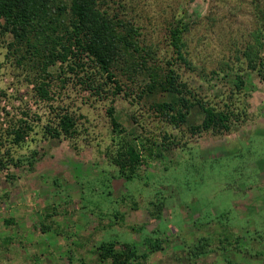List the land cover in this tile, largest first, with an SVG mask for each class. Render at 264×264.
Returning <instances> with one entry per match:
<instances>
[{
	"label": "rangeland",
	"instance_id": "1",
	"mask_svg": "<svg viewBox=\"0 0 264 264\" xmlns=\"http://www.w3.org/2000/svg\"><path fill=\"white\" fill-rule=\"evenodd\" d=\"M133 1L138 13L156 20L147 33L161 49L160 56L167 51L165 22L173 13H182L194 23L186 40L195 69L181 65L182 81L206 99L233 103L241 116L232 120L229 132L191 135L184 126L180 131L160 122L122 93L95 99L68 73L64 85L55 82L52 101H37L22 68L7 58L10 38L0 35V134L21 120L34 129L22 147L12 149L13 157L32 156V163L24 160L14 167L7 162L0 168V212L38 210L31 234L24 231L12 241V248L6 243L0 258L5 257L6 264L13 260V264H101L93 245L133 240L143 252L140 239L155 232L162 249L148 253L142 264H226L217 254L191 262L185 253L187 245L203 236H211L216 246L224 231L218 224L225 223L226 231L243 235L241 252L230 255V261L264 264L257 256L264 254V82L243 60L235 69L244 82L239 92L234 74L224 80L210 73L228 57L235 61L242 43L250 40L255 27L253 0ZM259 1L264 6V0ZM50 71L59 74L57 66ZM200 71L206 76L200 77ZM119 82L125 79L120 77ZM231 90L236 94L228 99ZM49 106L72 112L77 136L43 137L51 117ZM108 107L114 108L117 122L131 137L164 144L161 135L167 131L180 145L163 151L151 146L152 158L141 151L136 178L117 177L107 159L116 150ZM201 118L192 111L189 123L197 124ZM7 147L2 145L1 150ZM48 214L53 215L44 223L51 230L38 232ZM221 214L223 219L215 218ZM207 221L211 222L204 224Z\"/></svg>",
	"mask_w": 264,
	"mask_h": 264
},
{
	"label": "trees",
	"instance_id": "2",
	"mask_svg": "<svg viewBox=\"0 0 264 264\" xmlns=\"http://www.w3.org/2000/svg\"><path fill=\"white\" fill-rule=\"evenodd\" d=\"M252 3L255 27L250 33V40L242 43L243 47L234 56L235 61L228 57L210 72L213 76H222L224 80L234 74L238 92L244 84L241 76L235 73V69L240 67L237 65L240 60L245 61L246 68L264 82V6L259 0ZM135 8L133 0H0V35L10 38L6 44L7 58L22 68L25 81L33 85L37 101H52L57 93L54 91L55 82L64 85L68 81L64 76L68 73L79 81L83 91L95 99H107L122 93L124 98L136 105L142 104L146 112L172 129L181 131L184 126L191 135L229 132L232 120L241 116L234 112L233 103L206 99L182 81L178 70L181 65L190 70L194 68L192 51L186 40L194 23L182 13H173L174 10L171 21L165 22L167 51L160 56L161 49L147 33L148 26H153L156 20L151 22ZM55 66L59 69L57 75L50 71ZM204 75L200 71V77ZM119 76L125 79L122 84ZM236 91L231 90L228 99ZM49 107L51 117L43 127V137L59 139L77 136V122L72 112ZM192 111L202 116L197 124L189 123ZM106 113L116 138L112 140L116 142L115 153L107 154V159L116 168L115 175L125 181L136 178L142 162L141 151H148L147 155L152 158L154 152L151 146L163 151L180 145L179 140L167 131L161 135L164 144L131 137L117 122L113 107H108ZM33 130L29 122L21 120L0 134V139L3 137L0 140V168H4L7 162L14 167L23 164L24 160L32 163V156L13 157L12 149L22 147ZM2 145H8L5 151L1 150ZM154 207L160 210L162 205L155 204ZM52 215L43 218L38 232L51 230L44 219ZM223 217L225 214L215 218ZM218 225L224 230L217 237L218 244L214 246L211 236L197 239L196 243L186 247L188 260L196 262L217 254L226 264H237L230 261V255L241 252L243 235L226 231L228 226L225 223ZM108 226H113V223ZM154 235L155 232L152 235L143 234L140 239L145 249L143 252L133 240H113L93 245V253L101 264H142L148 253L162 249V240ZM257 256L264 263V254Z\"/></svg>",
	"mask_w": 264,
	"mask_h": 264
},
{
	"label": "crops",
	"instance_id": "3",
	"mask_svg": "<svg viewBox=\"0 0 264 264\" xmlns=\"http://www.w3.org/2000/svg\"><path fill=\"white\" fill-rule=\"evenodd\" d=\"M17 211L2 210L3 216L0 217V249H4L6 243L9 248H12V241L21 238L24 231L28 232L30 230L31 234V230L37 223V221L35 220L34 222L33 219L38 210H20L18 213ZM7 220H11L12 224L7 225L5 223ZM14 261L15 260L10 263L13 264ZM6 262L8 263L9 261L5 260V257L2 259L0 258V264H6Z\"/></svg>",
	"mask_w": 264,
	"mask_h": 264
}]
</instances>
